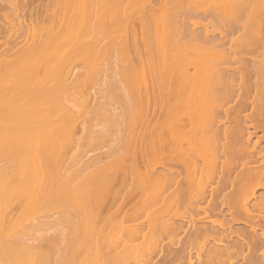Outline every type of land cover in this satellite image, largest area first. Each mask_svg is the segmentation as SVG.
I'll list each match as a JSON object with an SVG mask.
<instances>
[{"label":"bare ground","instance_id":"1","mask_svg":"<svg viewBox=\"0 0 264 264\" xmlns=\"http://www.w3.org/2000/svg\"><path fill=\"white\" fill-rule=\"evenodd\" d=\"M227 1L233 2L235 6L238 5L248 17L252 7L254 6L255 9L256 4L260 3V0ZM131 2L132 0H49L48 4L43 6L35 2L37 7L34 9L33 6L34 11L28 10L26 5L24 10V6L20 7L19 4V7L17 4L11 6V3V13L15 19L9 14L10 11L6 13V6L0 5V12L5 11L1 16L4 15L3 19H6L3 24L0 23V264H50V258L47 263L49 256L47 254L53 251L47 249L53 250L54 241L57 243L61 239L64 240V237L71 240L68 236L69 232L63 234L62 238L60 232L62 228L59 229L62 222L59 225L53 219L65 215L63 210L68 209L66 206L71 205L70 200L74 201L76 195H78L77 205L82 208L75 211V207H72L74 212L68 210L75 216H72L73 220L69 221L67 226L69 223L71 225V222L80 224L73 217H78V221H81L79 227L84 219L88 221L92 218L95 227L91 240L88 243L90 236L87 235V231L86 240L84 236L88 227L87 221L84 222V227L76 226L78 231L84 228L83 233L79 231L82 233L79 238H76L79 232L76 235L71 233L75 228L72 225L73 228L70 230L66 229L67 226L62 227L70 231L69 235L72 234V239L79 240H75V243L71 240L72 247L77 243L83 245L82 235L84 236V245L87 243L88 246L85 245L86 253L91 252L92 259L95 258L94 262L91 261L92 264H194L190 249L187 247H190V244L188 245L187 241L198 238L212 240V242L210 239V242L208 239L204 240L206 243L201 240L199 253L196 254L195 250L198 256L195 254L193 256L200 259L201 264H264V243L261 244L262 240L260 242L258 238V235L262 238L264 233L257 235L256 230H259L256 227L260 222L264 221V165H262L264 163H261L263 149H258V143L254 139L257 130L264 134V59H262L264 52L260 55L261 60L256 59L257 57L252 59L253 63L257 60L259 63H256L261 64L257 65L260 67L258 68L260 72L256 71L257 68L255 70L260 74L256 76L257 78L260 76V80L257 79V83H254L257 86L253 84L252 88V91L257 88L254 91L252 107L256 106L259 110L258 120L254 122L246 117L248 119L245 118L244 121H228V107H230L228 100H233L232 98L237 96V89L236 92H231L233 91L231 85L235 87V84H232V78L235 77L233 72L237 73V71L231 72L230 69L218 66L223 65L220 62L225 61L224 56L228 53L225 54L224 49L222 52L220 48L219 53L222 55H219L215 50L218 46L211 44V41L203 35L205 30L209 32L208 26L215 27L213 25L215 19H208L207 15L214 13L218 19L221 17L220 9L204 8L202 11L204 19L202 17L197 20L193 17L192 20H196L191 21L190 24L185 23L184 26L185 21L189 23V19L186 18L190 15L185 9L188 5L183 9L184 12L181 9L184 0L178 10H176L179 4L177 2L176 11L173 10L174 6L172 9L169 8L174 11L173 17L171 13V18L169 13V16H163L169 3L166 0L167 6L164 0L160 4L163 6L164 3L166 10L159 9V12L153 9V4L158 0H152L153 4L150 0L146 4L141 0L144 5L138 15L141 25L137 28L146 29L147 26L148 31L152 20L158 18L155 11L159 16L162 14L161 24L163 26L165 21L166 27L164 24L161 30L157 31L156 25H161V20L158 19V23L153 20L150 32L152 31L153 34L154 30V35L150 37V32L148 34L144 32L146 34L141 38L142 44L135 46L136 59L133 60L135 56L131 43L128 50L133 51H130L131 54L133 53V58L127 50L129 33H126V26L129 29L126 20L131 14L127 11L131 10L128 9ZM189 2L187 3L186 0V4ZM133 3L135 6L136 1ZM159 3L156 4L158 8H160ZM171 3L173 4L174 1ZM212 3L214 5V2ZM221 3L218 2V5ZM139 10L140 6L138 13ZM178 14L183 15L181 18L184 17L185 20L178 19ZM148 17L151 25L147 21ZM120 19L126 26H119ZM234 22L241 23V27L246 28L245 22H242L240 17L235 18ZM131 24L133 26V23ZM188 26L193 28L188 30ZM196 27L197 30L194 29ZM198 27L199 32L200 29L203 31L202 39ZM131 29L136 33L134 27ZM261 29L264 31V28ZM163 30L165 32L162 33ZM190 30L195 35H199V38ZM160 31L163 35L159 34ZM258 33L260 34V29ZM258 33L257 43H253L256 48L264 44V32L260 37ZM242 38L244 39L242 36L238 37L239 41L243 40ZM130 39L131 36L128 40ZM198 40H203V44L207 40L206 44L208 46L211 44L212 48L214 46V51ZM235 42L237 43L238 40ZM232 47L237 50L233 45ZM207 49L212 52L217 51L218 55L216 52V55L212 52L211 54L217 56V59L220 58L218 62L215 61V57V60L211 56L212 60H208L209 57H201V54L205 56L209 53L206 52ZM202 50H206V53L199 54ZM233 52L230 55L236 53ZM227 57L226 59L232 60L230 65L236 60ZM104 63L109 68L114 63V69L119 67L116 70L119 73L111 68V71L113 69L115 72H111L112 75L114 74L111 78L114 82L112 87L118 88L119 93L123 87L121 93H124L125 97L119 93L118 96L116 93L114 95L119 98V102L122 98L121 102L126 101L125 103L114 102L113 98L116 96L110 93L108 97H112V100H106L109 102L107 107L104 100L107 97L99 98L98 83L100 84L102 74L105 73L101 71L105 70ZM243 63L242 65L238 63L237 66H243L245 64ZM233 68L231 67V70ZM227 70L232 75L227 73ZM116 73L119 74L123 84L119 86L121 88L118 87L120 83L117 85L119 80H114ZM113 88L109 90L112 89L114 92ZM228 95L232 97L229 96L230 99H227ZM103 100L105 104H102ZM110 101L112 108L109 106ZM112 102L117 106L114 107ZM118 106L120 110L121 107L125 110L120 111L119 108L117 109ZM116 109L120 111L119 114L113 112ZM248 120L250 124H247ZM93 122L100 124L101 128L95 131L98 125ZM113 130L119 131L118 134L121 136L115 134L117 132ZM109 133L119 136V139L116 137L118 139L116 145L98 155L94 153L91 156L87 155L91 154V151H87L88 148L92 144L97 148L96 143L105 139ZM257 159H261L259 164ZM231 177L236 179L235 182L233 178L230 179ZM236 181L245 184L243 186L246 187L240 189V192L238 190L239 195L234 198V193H237L236 185L238 186ZM229 185L235 188L232 187L229 192L224 193ZM63 193L65 199L69 198L68 204L65 200L67 204L65 206L64 198L61 199V204L65 208L61 211L63 216H58V206L55 213L54 206L52 211L50 209L47 211L57 214L56 217L52 215L53 213L48 214L54 217L51 220L53 224L59 226L60 231L56 230V224L53 227H56L54 230L60 233L56 240L55 237L53 238V231L50 232L51 226L49 228L48 224H44L47 225L44 227L41 220L45 218L44 212L48 206L51 207V204L56 205V203L58 205V200L61 198L59 194ZM100 194L103 199L99 198ZM104 195L106 198L107 195L109 196L107 198L109 201L106 200L107 205L106 202L105 204L102 202L106 205L103 210L100 200L106 199ZM84 197L93 199V202L99 199L97 202L99 206L96 201L94 205L100 207L101 204L103 211L93 212ZM218 197L222 202H218L217 199L214 204ZM149 199L151 201L148 203ZM84 201L87 204L84 205ZM212 203L221 210L215 207L217 211L224 212L221 220L223 215H228L227 221L224 218L227 223L209 220V213L206 215L205 211L210 212ZM217 203L221 206L219 207ZM139 204L143 205L142 209L139 207L141 211L133 214L131 218H127L130 213L126 214L127 209L125 213L123 212L129 219V224L123 225L121 222L124 224L125 222L121 221L124 217L120 215L122 213L120 210L129 206L130 211L136 206L138 208ZM181 205L183 206L180 209ZM183 207L188 208L187 211ZM179 209L181 212L185 210L184 212L190 213H187V216L186 213H180ZM135 210L133 212L137 211ZM70 212L68 215H73ZM118 212L122 218L117 228L106 225L111 224L113 215L118 216ZM131 213L129 216L132 215ZM201 213L206 216L195 219ZM68 215L67 218L64 216L66 222L68 219L71 220ZM207 217L208 222L205 220ZM185 218L187 222L183 224L181 219L185 220ZM64 219L62 218L63 221ZM116 220L114 219L113 222ZM232 221L242 222L246 226L244 228L242 224L243 228L248 229L250 234H245L246 230H244L243 237L233 239L237 238V235H242L243 231L241 230L242 234L236 235V231L233 234L232 230L235 229L236 223L232 224L233 227L231 224L227 225ZM66 222L63 224L66 225ZM112 224L116 225V223ZM242 226L239 229H243ZM263 230L264 228L260 229V232ZM56 232L55 235H58ZM181 234H184V237L180 236L181 238L176 239L175 242L174 238ZM100 237L109 239H102L109 241L107 248H101L102 245H99L103 242ZM164 239H167V242H163ZM105 241L103 244L106 243ZM51 242L54 244H50ZM70 244L67 243L69 246ZM79 245L77 244L75 249L78 248L75 251L71 249L72 247L67 249L79 252L81 249ZM92 245L95 249V257L92 255L93 251H88L93 247ZM187 248L189 250H186ZM70 249L65 251L69 253ZM72 251H70L71 255L70 253L68 255L72 257V261L68 256L69 259H66L70 262L75 261L74 264L76 262L84 264L86 257L83 259L81 256L78 261L76 260L78 253ZM234 257L240 258L239 261H232ZM60 258L55 262L60 261ZM63 258V262L61 260V263L57 264L68 262ZM92 259H86V263L89 264V260Z\"/></svg>","mask_w":264,"mask_h":264},{"label":"rangeland","instance_id":"2","mask_svg":"<svg viewBox=\"0 0 264 264\" xmlns=\"http://www.w3.org/2000/svg\"><path fill=\"white\" fill-rule=\"evenodd\" d=\"M1 1H3V2H1ZM31 1V2H30ZM33 1H35V0H24V2H25V4H24V2H23V0H18V2H17V0L15 1V0H0V5L1 6H6V13H8V11H10L9 12V14H11L13 17V19H15V16L11 13V6H13V4H19L20 5V7L21 6H24L23 8H24V10L27 8L28 10L29 9H31V10H33L34 11V9H36L35 7H37V2H38V5H45L46 3L48 4V1L49 0H46V2H45V0H36L35 2H34V5H33ZM133 1L135 2L136 1V3L138 2V5H136V3H135V6H134V3H133ZM148 1V0H147ZM147 1H145V0H143V2H144V4H146V2ZM154 1H157V0H154ZM161 1H163V0H160V3H159V0H158V2H155L154 4H153V2H152V0H150V2L153 4V9H157L158 11L157 12H159V9L161 10V11H165L166 10V8H167V11L168 10H170V9H172V7H173V10H175V7H176V2L177 3H179L178 5H177V9L176 10H178V8H180L181 6H182V0H166V2L168 3V6H167V4H166V2H165V0H164V2H165V4H166V6L167 7H165V4L163 3V6L161 5L160 6V4H162V2ZM172 1H174V3L172 4L171 2ZM211 1V2H210ZM21 2V3H20ZM22 2H23V5H22ZM27 2V3H26ZM32 3L30 6H29V4L30 3ZM140 2V3H139ZM150 2H148V3H150ZM189 1L187 0V3H188ZM210 2V4L208 5V3ZM212 2H214V5H213V3ZM215 2H217V4L215 3ZM218 2H222L220 5H218ZM257 2V1H256ZM11 3H12V5H11ZM132 4H130V6L132 5V7L130 8V6H129V8L128 9H131V10H129V11H127L129 14H130V16L127 18V20H126V22L128 23V26H129V29L127 28V26L125 25V22L124 23H122V19H120V24H119V26H126V29H127V32L126 33H129L128 35H127V50H128V48L130 49V43H131V48H132V50L134 51V56H135V58H133V53L131 54V52H133V51H131V50H128V53L132 56V58H133V60H135L136 59V55H135V46H140L141 44H142V42H141V38H143L144 37V35L147 33H149L150 32V30L152 29V26H153V20H158V19H160L161 20V22H160V24L162 23V17H161V15L159 16V13H158V15H157V12L155 11V14H156V17H158V18H155V19H151L152 20V22H151V24H150V21H149V17L147 18L148 20V22H149V25H151V28H150V26L148 27V31H147V26H146V29L145 28H143V29H145L144 31H143V29H142V27H139V28H137L138 27V25H141L140 24V21H138V20H140V17L138 16V15H140V11L142 10V7H143V5L144 4H142V2H141V0H132V2H131ZM157 3H159V7L160 8H158V4ZM230 4V6H229V4ZM233 2H229V1H227V0H191L190 2H189V4H186V0H184V4H183V8H181L182 10L185 8V7H187V5H188V8H185L187 11H189L187 14H190V15H192V17L190 18V15H189V18H186L187 20L189 19V23L187 22V21H185L184 22V26L186 25V24H190V22L191 21H195L196 19L195 18H197V20H200V18H202L203 17V10H204V8H209V9H214V8H218V9H220V12H221V17H218V19H217V17L214 15V13H210V15H207V18L209 19H213L214 20V23H213V25H215V27L214 26H211L212 28H210V26H208L207 28H208V31L209 32H207L206 30H205V32H204V34H203V31H202V29H200V32H199V27H198V32H199V35H200V39H202V36H201V34H203V35H205V38H208L207 40H209V41H211V44H213L214 46H218L219 47V49H217L218 47H216L215 48V50H217L218 51V53H219V50H221L222 52H223V49H224V53L225 54H227L228 55V57H230L231 59H236L235 60V62L232 64V62H231V65L229 64L230 63V61H232V60H229V58L227 57V55L226 56H224V60L225 61H221V60H223V58H221V64L223 63V65H218L219 67H224V69H230L229 71H231V72H233V70H236L237 71V73H238V75H236L237 73H234L233 72V74H235V81H234V78H232V84L234 83L235 84V87L233 86V85H231V87L233 88V91H231L232 90V88H231V92H236L235 90L237 89V96H234L232 99L233 100H231L230 99V97L229 96H231V95H228V97H227V99H230V100H228L229 102H228V104L230 105V107H228L229 105L227 104V106L226 107H228V109H229V111H228V113H229V115L227 116L228 118H229V120L228 121H239V120H245V118L246 117H248L249 119H250V121L252 120V121H257L258 120V112H259V110H258V108L255 106V107H252V102H253V95H254V91L257 89L256 87L254 88V91H252L253 89V86L255 85V86H257L256 84H254V83H257L256 81H257V79L258 80H260V76H259V78H257L258 76V74L255 72V70H256V68H257V70L256 71H258V68H260V67H258V66H260L261 64H257L256 62H258L257 60H256V62H254L253 63V61H252V59H255L256 57V59H258V60H261V54L264 52V44L263 45H260L261 47L258 49V48H256L255 46H254V44L253 43H257V39H256V36H257V33L259 32V29H260V34H261V36H262V33L264 32L263 31V29H261V28H264V1H262V0H260V3L258 2L257 4H256V7H255V9L252 7V9H254L253 11H252V9H251V13H249L250 14V16L248 17V15H246L242 10H241V8L240 7H238V5L237 6H235L236 4H232ZM27 4H28V6H27ZM141 4V5H140ZM157 4V5H156ZM171 4H172V6H171ZM228 4V5H227ZM11 5V6H10ZM19 5H18V7H19ZM25 5H26V8H25ZM156 5V8L154 7ZM185 5V6H184ZM214 7H213V6ZM224 5V6H223ZM226 5V6H225ZM32 6V7H31ZM33 6H34V9H33ZM137 6H138V9H139V6H140V10H139V13H138V9H136L137 8ZM150 6H151V4H150ZM171 6V7H170ZM180 6V7H179ZM220 6H222V7H220ZM9 7V8H8ZM165 7V8H164ZM161 8H163V9H161ZM170 8V9H169ZM21 9V8H20ZM180 9V10H181ZM175 10V11H176ZM181 10V11H182ZM165 11V13L163 14V16L164 15H166V16H169L168 15V13L170 14V18H171V13H172V17H173V12L170 10V12L168 11ZM3 12H5V11H3ZM2 11L0 12V23H2V22H5V20L3 19L4 18V15L3 16H1V14L3 13ZM24 12V11H23ZM183 12H184V10H183ZM183 12H178V13H182L183 14ZM137 13V14H136ZM187 14L185 13V16H187ZM246 15V16H245ZM183 15H181V16H179V14H178V16H177V18L178 19H180L181 17H182ZM160 17V18H159ZM193 17H195L194 19L195 20H192L193 19ZM216 17V18H215ZM239 17H240V19H241V21L242 22H245V24H246V28H242L241 27V23L240 24H235V22H234V20H235V18L237 19H239ZM151 18V17H150ZM199 18V19H198ZM205 17H203V19H204ZM126 19V18H125ZM177 19V21H179ZM181 19H183V20H185L184 19V17L183 18H181ZM180 19V20H181ZM191 19V20H190ZM219 21V22H218ZM221 21V22H220ZM28 22V21H27ZM126 23V24H127ZM131 23H133V26H132V24ZM139 23V24H138ZM157 23H158V21H157ZM186 23V24H185ZM3 24V23H2ZM32 24H34V23H32ZM164 24H165V26H164ZM164 24H163V26L164 27H166V22L164 21ZM179 24V23H178ZM158 25L159 24H157L156 26V28H157V31L158 30H161V27H163L162 26V24L161 25H159V28H158ZM130 26H131V28H133L134 27V29L136 30V33L135 32H133L132 30L133 29H131L130 28ZM135 26H136V28H135ZM191 26V25H190ZM155 28V29H156ZM190 28H193V26L192 27H189L188 26V30L190 29ZM200 28H201V26H200ZM207 28H205V29H207ZM138 29H139V31H138ZM142 29V30H141ZM163 29V28H162ZM194 29H196L197 30V27L196 28H194ZM194 29H193V31H194ZM204 29V28H203ZM129 31V32H128ZM138 31V32H137ZM133 33V35H132V33ZM141 32H142V34H141ZM144 32H146V33H144ZM163 32H165L164 30L162 31V33ZM183 32H184V30H183ZM190 32L192 33V34H194L195 35V33L194 32H192V30H190ZM161 33V31L159 32V34L160 35H163ZM185 34V33H184ZM259 34V33H258ZM260 34H259V37H260ZM264 34V33H263ZM150 35H154V30H153V34H152V31L149 33V36ZM199 35H195V36H198V38H199ZM131 36V39H130V41H132V42H130L129 40H128V38ZM143 36V37H142ZM147 36V35H146ZM184 37H185V35H183ZM244 37V39L243 40H241L240 39V41H239V39H238V37L240 38V37ZM151 37V36H150ZM258 37V36H257ZM204 38V37H203ZM133 39V40H132ZM185 40H187V38L185 39ZM205 40V39H204ZM207 40L205 41V44H203V40L202 41H200V40H198L201 44H203L204 46L206 45L207 47H211L210 48V50L212 49L213 51H214V46H213V48H212V46H210L211 44H210V42H208L210 45L208 46V44H206V42H207ZM238 40V42L236 43L235 41H237ZM264 40V39H263ZM234 42H235V44H234ZM129 43V44H128ZM138 44V45H137ZM237 49L236 51L234 50V48L232 47V45ZM231 45V46H230ZM250 46H252L251 47V50H249L250 49ZM221 48V49H220ZM229 48H230V50L232 49V51H230L229 50ZM254 48V49H253ZM256 48V49H255ZM233 50H234V52H236V53H234L233 52ZM131 51V52H130ZM206 50H202V52H200L199 54H201V53H206V52H209L208 54H210V55H208L207 53H206V55H208V56H204L203 54H201V57H209V59L208 60H212V59H210V56L211 57H213V59L215 60V58H216V60L215 61H219V57L220 56H218V58L219 59H217V56H215L216 54H217V51H215L216 52V54H215V52H212V51H209V49H207V51L205 52ZM211 52H212V54L214 53L215 55H213L212 56V54H211ZM234 53L233 55L231 54L230 55V53ZM218 55V54H217ZM219 55H222V53L220 54L219 53ZM200 56V55H199ZM263 56H264V53H263ZM215 57V58H214ZM226 57L228 58V59H226ZM205 58V59H206ZM242 60V62H244L243 64V66H241L242 65V62H240L239 60ZM262 59H264V58H262ZM121 60V59H120ZM226 60H228V62H226ZM217 61V62H218ZM234 61V60H233ZM239 61V62H238ZM225 62V63H224ZM237 63V64H236ZM238 63H241V65L240 66H237V65H239ZM259 63V62H258ZM105 64V63H104ZM117 64V63H116ZM227 64V65H226ZM236 64V65H235ZM113 65H115V63L113 64ZM111 66L110 65V68L105 64V67H104V65H103V67L105 68V70L103 69V67H102V69L103 70H101L102 71V73H104V75L102 74V79H101V81H100V84L98 83V85H100V87H98V85H97V87H98V89H99V91H100V93L98 92V89H97V95H98V93H99V98L101 97V99H104L105 97H107L106 99H104L105 100V103H106V106L108 107V101L109 100H112L111 98L112 97H108V96H110V93H111V95H114L115 93H116V95L119 93V91H117L118 90V88L117 89H114L112 86H113V79H111L112 77H113V75L111 74V72L112 73H115L114 71H116V70H118V68L116 69H114V66ZM233 68V67H238L239 68V70H238V68L236 69H232L231 70V67ZM246 65V66H245ZM258 65V66H257ZM107 66V67H106ZM117 66V65H116ZM115 66V67H116ZM225 66L227 67V68H225ZM113 67V69H114V71H113V69H112V71H111V68ZM228 70H227V73H229L228 72ZM235 71V72H236ZM116 72H118V71H116ZM258 72H260V69H259V71ZM119 73V72H118ZM118 73H116V78H118V79H116V78H114V80L116 81V80H119V82L117 83V85H118V87L119 86H123V84H122V82H121V79H120V76H119V74ZM240 73V74H239ZM255 73H256V75H255ZM117 74H118V76H117ZM230 75H232L231 73H229ZM112 75V76H111ZM260 75V74H259ZM257 76V77H256ZM112 81V82H111ZM240 81H242V83L240 82ZM239 84H240V86H239ZM254 84V85H253ZM115 85H116V82H115ZM115 85H114V87H115ZM258 85H259V83H258ZM110 88H113L114 89V92H113V90L111 89V91L109 90ZM119 88H121V87H119ZM122 89H123V87H122ZM121 89V90H122ZM108 90V91H107ZM121 90H120V95L122 94L121 93ZM116 91V92H115ZM231 92H229V93H231ZM253 92V93H252ZM108 94V95H107ZM118 94V95H119ZM124 94V93H123ZM122 94V95H123ZM233 95H234V93H232ZM106 95V96H105ZM116 95H114V96H116ZM117 95V96H118ZM239 95V96H238ZM102 96L104 97V98H102ZM115 97V98H113V100H114V102H119V98L118 97ZM124 96V95H123ZM122 96H120V98H121ZM125 97V96H124ZM232 97V96H231ZM100 99V100H101ZM108 99V101H106ZM122 99V98H121ZM121 99H120V102L119 103H122V102H126V101H122L121 102ZM124 99V98H123ZM100 100H98V101H100ZM104 100H103V103L102 104H105L104 103ZM125 100V99H124ZM101 102V101H100ZM112 104H114V107H116L117 106V104H116V106H115V103H113L112 102ZM111 105V101H110V104H109V106ZM120 105H122L123 107H125L123 104H120ZM126 105V104H125ZM111 107V106H110ZM110 107L108 108V109H110ZM113 107V106H112ZM111 107V108H112ZM123 107H121V110H120V106H118L117 107V109L119 108V110L120 111H124L125 109H123ZM225 107V108H226ZM116 109V111H113V112H116V113H120V111L119 110H117ZM118 111V112H117ZM241 111V112H240ZM244 117V118H243ZM248 118H246V119H248ZM118 120H120L121 121V119H118ZM240 121V122H241ZM94 124H97V122H93ZM247 123V122H246ZM247 124H250L249 123V120H248V123ZM98 126H96L95 127V131L96 130H99L100 128H101V126H100V124H97ZM113 127H115V126H112V128ZM97 128V129H96ZM116 128V127H115ZM118 128H119V126H118ZM118 128H117V130H118ZM116 131V130H115ZM114 130H113V132H115ZM117 133H115V134H118L119 133V131H116ZM257 133H256V135H254V139L257 141V145H258V149H263V161L261 162V163H264V134L262 133V132H260L259 130H257L256 131ZM111 133H112V131H111ZM111 133H109V135L104 139H101L102 141H100V142H98V141H96V142H98V143H96V145H97V148H95V145L94 144H92V146H93V148H92V146H90L89 144V146L91 147V150H90V147L88 148L89 150H87L86 148V150L88 151V152H90L91 151V154L90 153H88L87 155H93V153H94V155H98V154H100V153H102V152H105L106 150H109V149H111V148H113V146H115L116 145V143L118 142V139H119V136H115V134L113 135V134H111ZM118 135H120V134H118ZM121 136V135H120ZM116 137H118V139L116 138ZM117 139V140H116ZM253 139V140H254ZM254 140V141H255ZM101 143V144H100ZM99 145V146H98ZM86 145H85V147H87ZM100 148V149H99ZM102 148V149H101ZM104 148V149H103ZM84 149V150H85ZM92 149H94V151L92 152ZM96 149H97V151H96ZM89 156H87V158H88ZM260 160L261 159H257V161H259V162H257L258 164L260 163ZM232 163V160H231V162H230V164ZM258 164H256V165H258ZM262 165H264V164H262ZM259 166V165H258ZM261 166V165H260ZM261 167H263V166H261ZM228 168H229V166H228ZM264 168V167H263ZM233 177H231L230 179H232ZM242 179H244L243 177H241ZM234 179V178H233ZM232 179V180H233ZM235 180L236 179H234V182H235ZM239 180V179H238ZM237 180V181H238ZM236 181V182H237ZM245 181V180H244ZM234 182H233V184H234ZM239 182V181H238ZM237 182V184H238V186L236 185V188H237V193H231V194H233L234 195V198L236 197V196H238L239 195V193H238V190H239V192H240V189L242 190L244 187H246V186H243V185H245V184H240V183H238ZM241 182H243V181H241ZM245 183V182H244ZM240 184V185H239ZM240 186V188H238ZM232 187H234L235 188V186H233L232 185ZM232 187L229 185V186H227V188H226V190H225V192L224 193H227V192H229L231 189H232ZM233 188V189H234ZM235 190V189H234ZM233 192V191H232ZM235 192V191H234ZM238 194V195H237ZM60 195V200H58L59 201V203H58V205H57V203H56V205L55 204H51L50 206L51 207H49L48 206V208L45 210V218L43 219V220H41V221H43L42 223H43V225L44 224H48V227L50 228V226H51V231L50 232H52L53 233V238L54 239H56L57 240V236H59V234L60 233H57L56 232V230L58 231L59 229H61V231L60 232H62L61 234H62V238H63V234L64 235H66L67 233L66 232H69L68 233V236L71 238V240H72V242H74L75 243V240H78V239H72V234H75L76 235V233L77 232H79V231H82L83 229H80L79 231H78V229L76 228V226L78 225V227H79V225L81 224V221H78V217H73V218H76V221L77 222H79L80 224H76V223H74V222H71V225L73 226V227H75L74 228V230L72 229L73 227L70 225V223H69V225L67 226V224H68V222L69 221H72L73 219H72V216H75V214L73 213L74 212V209L72 208V207H75V211H77V210H79L80 208H82V206L81 207H78L79 206V204L77 205V202H76V198L78 197V195H76L77 197H75V199H74V201L76 202V203H72V202H74V201H72V200H70V203H69V201H68V197H66V198H68V199H65V196H64V193L63 194H59ZM102 194H100V196H99V198L101 197H103V196H101ZM106 195V194H105ZM104 195V196H105ZM232 195V196H233ZM75 196V195H74ZM62 197L64 198V206L65 205H67L68 203L69 204H71L70 206L68 205V206H66V208H68V209H65V208H63L64 206L61 204V199H62ZM104 198V197H103ZM102 198V199H103ZM105 198H106V196H105ZM107 198H109V196L107 195ZM104 199V201L101 199L100 200V203H104V202H106V205L108 204L107 202L109 201L108 199ZM220 197H218V198H216L214 201H215V203L214 204H216V202H217V199L219 200L218 202H222V199L221 198H223L222 196H221V201H220V199H219ZM83 199H86L85 197L83 198ZM231 199V198H230ZM233 199V198H232ZM63 200V199H62ZM65 200H67L68 202H66L65 203ZM86 200H88L87 202H89L88 203V206L89 207H91V210L93 211V212H95V211H103L105 208H104V206L106 207V205H104L103 203H102V205L100 204V207H98L99 206V204L97 203L98 201H99V199L97 200V199H95L94 200V202H93V199H90V198H87ZM106 200H108V201H106ZM95 201H96V204L98 205H94V203H95ZM148 201V200H147ZM147 201H146V203H147ZM151 200L149 199V201H148V203L150 202ZM62 202V203H63ZM85 202V201H84ZM61 204V205H60ZM84 205L85 204H87L86 202L85 203H83ZM143 204V203H142ZM213 203L210 205V206H213L214 205ZM218 204V203H217ZM226 206H227V204L226 203H224ZM224 204H223V206H224ZM230 204L232 205V203L230 202ZM74 205V206H73ZM148 205V204H147ZM221 206V204L219 203L218 204V206ZM53 206L54 207H56V206H58V211H59V214H58V216L60 215V216H63V214H65L64 216L66 217V215H68V213L70 212H68V210H72L73 212L71 213V214H73V215H71V216H69L68 215V217H71V220H69L68 219V221L66 222V218L64 219V216L62 217L63 219H64V221L62 220V218L61 217H57L58 219H60L61 218V220H58L57 218V221H56V219L54 218V217H56V215L57 214H55L54 215V213L55 212H57V207L56 208H54V209H56V210H53ZM62 206V207H61ZM103 207V210H101L102 209V207ZM143 206V205H142ZM142 206L139 204L138 205V208H137V206L136 207H134L132 210H128V207L129 206H126L127 208H125V209H123V210H120V212L122 211V213H120V212H118L117 213V215L120 213V215L122 214L123 216L122 217H124V219H122L121 221H124L125 222V224L123 223V222H121L123 225H126L127 223L129 224V219H127V218H131L132 216H134L135 215V213L137 214V213H139L140 211H141V209H142ZM182 206L183 205H181V207H180V209L182 208ZM219 206V207H220ZM228 206H230L229 205V203H228ZM84 207H86V206H84ZM89 207H86V208H89ZM133 207V206H132ZM139 207L141 208V209H139ZM218 208L217 207V205L216 206H213V207H211V209H209V207L207 208V209H209V211L210 212H208V210H206L205 211V214L207 215V213H209V217H210V219L207 217V219L205 218V220H206V222H208L209 220H211V221H214V222H216V223H222V221H224V218H226L225 220L227 221V214L226 213H228V212H226L225 214L226 215H223V220H221L222 219V217H221V215L222 214H224V212L223 213H221L220 211V209L218 208V210H220V211H217V209L216 208ZM130 208V207H129ZM185 207H183V209H184ZM223 207H221V209H222ZM48 209H52L53 210V214L52 213H50V214H52V215H54V217L52 216H49L48 214V212L47 211H49ZM63 209H65V210H63ZM127 209V210H126ZM137 211H136V210ZM179 209V211H180V213H186V212H184L186 209H188V208H185V210H182V212H181V210ZM64 211V213L62 214L61 213V211ZM125 210L127 211V213L126 214H128L129 212L131 213V211L133 212V210H135L136 212H133V213H131L132 215H130L129 216V214H128V217L124 214L125 213ZM216 210V211H215ZM187 211V210H186ZM212 211V212H211ZM214 211V212H213ZM226 211V210H225ZM124 212V213H123ZM220 212V213H219ZM61 213V214H60ZM188 213V212H187ZM186 213V215L188 216V214L190 213H188L187 214ZM216 213H219V214H216ZM134 214V215H133ZM203 213H201V215L200 216H196L195 217V219H198V218H203L204 216H206L205 214H204V216L202 215ZM220 215V216H219ZM203 216V217H202ZM114 217V218H113ZM113 217H112V220L110 221L111 222V224L110 223H108V224H106V225H110V226H112L111 228H113V227H115V229L117 228V224L120 222L119 220L122 218L121 216H116V215H113ZM127 217V218H126ZM198 217V218H197ZM48 218H50V220L48 219ZM55 220H54V219ZM116 218H119V219H117L116 220ZM219 218H220V220H219ZM229 218V217H228ZM53 219V221L54 222H57V223H59V225L61 224L60 222H62V224L60 225V228L58 229V225L56 224V223H54L53 224V222L51 221ZM116 220V221H114L113 222V220ZM125 219H127V221H125ZM209 219V220H208ZM90 220V221H89ZM182 221H183V224L185 223L186 224V222H187V219L185 218V220L184 219H181ZM208 220V221H207ZM75 221V220H74ZM85 221H87V220H83L82 221V225L84 224V222ZM92 221V222H91ZM49 222H50V225H49ZM52 222V223H51ZM63 222L65 223L66 222V225L65 224H63ZM91 222V223H90ZM87 223H88V227L85 229V232H84V236H85V240H86V231H87V235H89L90 236V239H89V236L87 237L89 240H87L88 241V243H89V241L91 240V235L93 234V228L95 227V225H94V220L91 218V219H88V221H87ZM86 223V224H87ZM112 223H116V225L114 224V226H113V224ZM225 223H227V222H223V224H225ZM233 223H236V226L238 225V230L240 231V232H238V230H236V226H235V224H234V228L235 229H233L232 231H233V234H235L234 233V231H236V235H237V233L239 234V233H241L242 231H243V234L242 235H237V238L235 237L236 235H233V237H235V238H233V239H239V238H241V237H243L244 236V230H246L245 231V234H250V231H248V229H244V228H246V226L242 223V222H240V223H237L236 221H232V222H230L229 224H227V225H229L230 226V224H231V226L233 227ZM261 223H263L262 225H261ZM51 224H53V226L51 225ZM57 225V228H56V230H54L55 228H53L54 226H56ZM120 224V223H119ZM242 224L244 225V228H243V226H242ZM81 225V227H84L85 225H83L82 226ZM90 225V226H89ZM259 225H261V227L264 225V221L263 222H260V224ZM258 225V226H259ZM62 226H67V228L66 227H62ZM110 226H109V228H110ZM240 226H242L241 228H243V229H239V227ZM256 227V228H259V230L258 229H256L258 232H257V235H258V233L260 234V233H264V230H263V232H260V229L262 230V228H264V226L261 228L260 226L259 227ZM44 227H47V225L45 226L44 225ZM81 227H79V228H81ZM65 228L67 229V230H70V228L72 229V231L74 232H71L72 234L71 235H69L70 234V231H67V230H65ZM69 228V229H68ZM64 229V230H63ZM77 230V231H76ZM242 230V231H241ZM56 232V234H58V235H55V232ZM113 232H114V230H112ZM88 232H89V234H88ZM112 232V233H113ZM51 233V234H52ZM82 233H83V231H82ZM81 232H79V234H78V237L76 236V238H79V236L82 234ZM50 233H49V235H51ZM262 235V234H261ZM61 236V235H60ZM84 236L82 235V244L84 245V242H83V238H84ZM183 236L184 237V234H181V235H179V237H175L174 239V241L175 242H177L176 241V239H178V238H181V237ZM231 236H232V234H231ZM263 237H264V234L262 235ZM75 236L73 235V238H74ZM239 237V238H238ZM262 237V238H263ZM52 238V240H54ZM67 239H68V242H67V239H65V237L63 238L64 240H66V242H64V240H62L61 238V240L60 241H57V243H56V241H54V243L53 242H51L50 244H54V246L52 247L53 248V250H48L47 249V251H53V252H51L50 254H47V255H49V256H47L48 257V262L47 263H49V261H50V259H51V263H54L55 262V260L57 261V260H59V258H60V261H58L57 263H61V260H62V258L63 257H65L64 256V251L65 250H67L68 251V249H70V248H68L67 249V247H72L71 246V240H69V238L68 237H66ZM101 238V237H100ZM107 239V240H109L107 237H102L100 240H101V244H99L100 246H101V248H107L109 245L107 244L108 242H106L105 240H102V239ZM258 238H259V241L261 242V240H262V243L261 244H263L264 243V238L262 239V238H260V235H258ZM204 239V238H203ZM206 239H208V238H205L204 240H206ZM210 239V238H209ZM209 239H208V241H209ZM84 240V241H85ZM200 240V241H199ZM202 238L200 239V238H198V239H196V240H193V239H191V240H189V241H187V242H189L188 243V245L190 244V247L189 246H187L189 249H190V253H191V256L193 257L192 258V260L195 262L194 264H196V261L197 260H199V261H197V264H201L200 263V259H198V258H195V256H193L195 253H196V251H197V253L196 254H198L199 253V250H198V248H199V244L201 243V245H202V241H204V240H202ZM211 240V239H210ZM70 241V242H69ZM79 241V240H78ZM104 241L106 242L105 244H103L104 243ZM186 241V240H185ZM191 241V242H190ZM208 241H207V243H208ZM77 242V241H76ZM80 242H81V240H80ZM86 242V241H85ZM100 242V241H99ZM163 242H167V239L165 240H163ZM187 242L185 243V244H187ZM205 243H206V241H204ZM203 242V243H204ZM210 242V241H209ZM211 242H212V240H211ZM67 243H71L70 244V246L69 245H67ZM78 245H79V243H77ZM77 244H76V246H77ZM87 244V243H86ZM85 244V245H86ZM67 245V246H66ZM75 244H73V246H74ZM80 245H81V243H80ZM79 245V246H80ZM81 245L79 248H81V249H79V252H77L78 254V257H77V255H76V260L78 259V261H79V258H82L83 257V259H85V257H86V259H92V257H91V252L89 253V252H87L86 253V250H87V247L84 245ZM106 245V246H105ZM201 245H200V247H201ZM50 246V245H49ZM48 246V248H50ZM65 246V247H64ZM75 246V247H76ZM93 246V245H92ZM186 246H185V248H186ZM75 247H72L71 249L73 250V251H75V250H77V248L75 249ZM84 247H86V249H84ZM52 248H50V249H52ZM74 248V249H73ZM89 248H90V246H89ZM186 249V250H189V249ZM69 250V253H70V255H71V252L70 251H72V250ZM200 249V248H199ZM93 251L92 253V255H93V257H95V254H94V251H95V249H94V246L92 247V248H90V249H88V251ZM196 250V251H195ZM67 251H65V253H67L66 254V257L65 258H63V259H66V258H68L69 256V253L67 252ZM72 251V252H73ZM80 251H81V253H80ZM82 251H84V252H82ZM192 251H194V252H192ZM76 252H73V253H75L76 254ZM80 253V254H79ZM82 254V255H81ZM195 254V255H196ZM73 255V254H72ZM88 255H90L89 256V258H87L88 257ZM68 256V257H67ZM75 256V255H74ZM82 256V257H81ZM196 256H198V255H196ZM50 258V259H49ZM70 259H71V261H72V257L70 256L69 257ZM68 258V259H69ZM195 258V259H194ZM68 259H66V262L68 263V264H74L73 262H75V261H73V262H70ZM85 259V263L84 264H87L86 263V260ZM94 260H95V258H93ZM93 259L92 260H89L90 261V263L89 264H92V262H94L93 261ZM197 259V260H196ZM238 259H240V258H232V261H239ZM73 260H75V259H73ZM80 260H82V259H80ZM196 260V261H195ZM54 261V262H53ZM92 261V262H91ZM62 262H63V260H62ZM65 262V261H64ZM50 263V264H51ZM56 263V262H55ZM54 263V264H55ZM56 263V264H57ZM66 263V264H67ZM79 263V262H78ZM63 264V263H62ZM76 264H77V262H76ZM212 264H215V263H212ZM220 264H222V263H220Z\"/></svg>","mask_w":264,"mask_h":264}]
</instances>
